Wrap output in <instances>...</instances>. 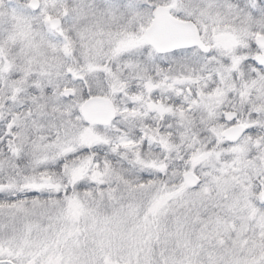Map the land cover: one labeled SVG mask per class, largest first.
I'll use <instances>...</instances> for the list:
<instances>
[{"label":"snow or ice","instance_id":"snow-or-ice-1","mask_svg":"<svg viewBox=\"0 0 264 264\" xmlns=\"http://www.w3.org/2000/svg\"><path fill=\"white\" fill-rule=\"evenodd\" d=\"M0 264H264V0H0Z\"/></svg>","mask_w":264,"mask_h":264}]
</instances>
